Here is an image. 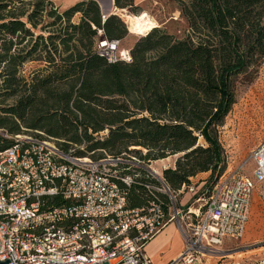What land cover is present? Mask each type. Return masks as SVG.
Listing matches in <instances>:
<instances>
[{"label":"trees","instance_id":"obj_1","mask_svg":"<svg viewBox=\"0 0 264 264\" xmlns=\"http://www.w3.org/2000/svg\"><path fill=\"white\" fill-rule=\"evenodd\" d=\"M176 1L184 36L154 27L130 61L110 63L97 52L99 31L120 51L128 31L117 14L104 19L98 1L60 12L53 0H0V150L14 143L5 135L33 134L76 147L77 157L126 153L149 163L180 153L166 183L178 191L210 172L207 196L226 172L219 127L235 103L234 78L264 58V0ZM134 4L113 0L118 9ZM31 61L44 67L26 77ZM182 195L198 196L184 192L181 203ZM149 198L143 186L129 190L133 208Z\"/></svg>","mask_w":264,"mask_h":264},{"label":"built area","instance_id":"obj_2","mask_svg":"<svg viewBox=\"0 0 264 264\" xmlns=\"http://www.w3.org/2000/svg\"><path fill=\"white\" fill-rule=\"evenodd\" d=\"M99 35L96 49L108 62L130 61L119 41ZM5 136L14 143L0 150V261L9 264H152L145 247L169 224L184 248L167 264H196L243 237L255 183L264 182V140L251 151L252 177L226 171L205 199L186 205L180 195H195V186L173 190L136 155L77 157L76 147L64 151L53 138ZM136 185L150 198L133 208Z\"/></svg>","mask_w":264,"mask_h":264},{"label":"rangeland","instance_id":"obj_3","mask_svg":"<svg viewBox=\"0 0 264 264\" xmlns=\"http://www.w3.org/2000/svg\"><path fill=\"white\" fill-rule=\"evenodd\" d=\"M78 1L81 0H53V3L55 6L57 5L56 7L59 5L58 9L62 12L70 7L63 5L75 4ZM96 1L105 9L109 6V0ZM177 9L178 2L176 0H135L133 10L124 9V12L134 15L146 12L157 22L158 26L156 27L164 28L175 37H182L187 33V25L183 19L179 18L180 12ZM109 12L116 13L125 23L128 35L121 39V48L131 49L139 37L144 34L131 33L121 12L115 10L114 7ZM79 18L80 15L76 14L73 21L77 22ZM44 34L48 33L44 32ZM42 67H44V63L41 61L28 62L24 65V75L29 77V72H34ZM234 91L235 103L219 127V140L223 146L226 161L225 171L228 173L240 171L252 177L254 163L250 158L251 151L264 140V58L256 66L234 78ZM262 110L263 113L260 112ZM107 133L108 130H105L97 136L104 137ZM199 142L203 144L204 140L200 138ZM130 149L144 153L143 149L146 148L132 146ZM181 155L180 153L171 155L150 164L160 174L164 168H173ZM209 177L210 172H202L190 179V184L195 186L196 194L202 199L206 198L207 188L209 189L212 183L209 182L206 185ZM202 185H206L204 190H201ZM253 192L255 193L253 194L252 212L246 236L241 240L229 241L224 246V250H228L229 253L235 254L238 251L243 253L233 255L234 257L218 253L212 257V264H233L231 262L234 261L245 264L264 263V185H258ZM181 198L182 203H185L189 196L182 195Z\"/></svg>","mask_w":264,"mask_h":264},{"label":"crops","instance_id":"obj_4","mask_svg":"<svg viewBox=\"0 0 264 264\" xmlns=\"http://www.w3.org/2000/svg\"><path fill=\"white\" fill-rule=\"evenodd\" d=\"M72 4L73 3H71L70 5H67V4L63 5V4L60 3V5H63L64 7L65 6H71ZM58 8H59V5H58ZM101 10H106L108 12V14H109L110 13L109 12L110 11V6H108L107 9L101 7ZM260 184L264 185V182L255 183V188L254 189L256 190V187L258 185H260ZM254 193L255 192H253V194ZM253 197H254V195H252V197H251V204H250V210H249V219H248V221L246 223L244 235L240 239H226L224 241V243L220 247V249L223 251L222 253L224 255H227L229 257L230 256L234 257L233 255H238V254L243 253L242 251H238L235 254L234 253H229V252H227L228 250H224L225 249L224 246L229 241L241 240V239H243L246 236L247 230H248V225H249L250 218H251ZM191 199L192 198H190L189 200H191ZM183 248H184V240H183V237H182L180 231L178 230V228L174 224H169L164 230H162L157 236H155L151 241H149L147 243V245L145 247V250H146V253L148 254V256L150 257V260H151L152 264H167L172 259L176 258L183 251ZM212 259H213L212 257H205V258H202L201 261L199 263H196V264H212ZM231 263H233V264L234 263H236V264H245V263H241V262H238V261H234V262H231ZM250 264H253V263H250Z\"/></svg>","mask_w":264,"mask_h":264},{"label":"bare ground","instance_id":"obj_5","mask_svg":"<svg viewBox=\"0 0 264 264\" xmlns=\"http://www.w3.org/2000/svg\"><path fill=\"white\" fill-rule=\"evenodd\" d=\"M115 10L121 12V15H122V17H124V20L127 23L128 28H129L131 33L146 34L147 32L151 31L154 27L158 26L157 22L154 21L146 12H143V13L138 14V15H134V14H129L127 12H124L125 11L124 9L115 8ZM114 14H116V13H114ZM263 110L260 112L263 113ZM255 114H256V112H255ZM263 116H262V119H263Z\"/></svg>","mask_w":264,"mask_h":264},{"label":"water","instance_id":"obj_6","mask_svg":"<svg viewBox=\"0 0 264 264\" xmlns=\"http://www.w3.org/2000/svg\"><path fill=\"white\" fill-rule=\"evenodd\" d=\"M100 6H101V4H100ZM109 6H110V9H112V7H113V0H109ZM102 13H103L104 16H106L108 14L107 11H103V10H102ZM0 264H9V260L6 259L5 261H0Z\"/></svg>","mask_w":264,"mask_h":264}]
</instances>
